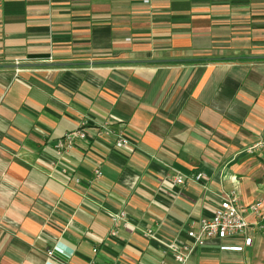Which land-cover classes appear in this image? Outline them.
<instances>
[{
	"label": "crops",
	"instance_id": "0c3cea01",
	"mask_svg": "<svg viewBox=\"0 0 264 264\" xmlns=\"http://www.w3.org/2000/svg\"><path fill=\"white\" fill-rule=\"evenodd\" d=\"M259 140L264 0H0V264H175L232 191L186 264H264Z\"/></svg>",
	"mask_w": 264,
	"mask_h": 264
},
{
	"label": "built area",
	"instance_id": "2783aa9c",
	"mask_svg": "<svg viewBox=\"0 0 264 264\" xmlns=\"http://www.w3.org/2000/svg\"><path fill=\"white\" fill-rule=\"evenodd\" d=\"M74 135L81 136L82 138L85 136L83 132L77 131L72 134H68L57 143V147L61 148L64 145H71L72 139ZM128 141L124 136H119L115 142L117 147H122L127 145ZM247 154H256V153H264V140H259L256 143L246 148ZM95 176H100L99 170H94ZM193 180L199 181L204 178V174L196 173L191 176ZM175 184H183L184 177L176 176L173 179ZM260 207V203H254L247 207V210L250 212H257ZM123 219V214L113 218V228L109 232L110 237H115L117 235V230L119 228V223ZM249 227V224L245 217L242 216L241 212L237 207L236 202V194L234 191L230 192L228 195L221 200L218 206L215 208L213 215L210 219H202L198 221L197 226H195L194 222L189 224V229L186 232V237L191 240V246H177L172 243L169 246V250L171 252V257L175 264H186L191 252L193 249L197 247H201L205 245L208 241L212 239L218 240H226L235 238L243 235ZM251 240L249 238L245 239V245H250ZM222 249H235L222 247ZM93 253L96 252V248H94ZM187 251V252H184ZM49 256L52 254V251L48 252Z\"/></svg>",
	"mask_w": 264,
	"mask_h": 264
},
{
	"label": "water",
	"instance_id": "95a60500",
	"mask_svg": "<svg viewBox=\"0 0 264 264\" xmlns=\"http://www.w3.org/2000/svg\"><path fill=\"white\" fill-rule=\"evenodd\" d=\"M49 65H55V64H49ZM57 65H59V66H60L61 64H57Z\"/></svg>",
	"mask_w": 264,
	"mask_h": 264
}]
</instances>
